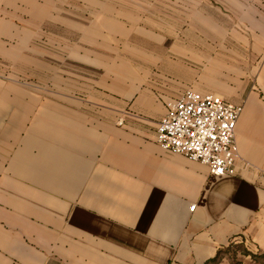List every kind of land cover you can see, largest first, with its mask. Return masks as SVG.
<instances>
[{"label": "crops", "instance_id": "0c3cea01", "mask_svg": "<svg viewBox=\"0 0 264 264\" xmlns=\"http://www.w3.org/2000/svg\"><path fill=\"white\" fill-rule=\"evenodd\" d=\"M214 1L191 86L137 84L114 120L104 105L98 121L56 106L17 122L32 107L0 91V264H230L231 250L264 264V0ZM25 2L0 0V57L33 33ZM186 89L243 106L234 175L158 146L165 102Z\"/></svg>", "mask_w": 264, "mask_h": 264}, {"label": "rangeland", "instance_id": "374dc122", "mask_svg": "<svg viewBox=\"0 0 264 264\" xmlns=\"http://www.w3.org/2000/svg\"><path fill=\"white\" fill-rule=\"evenodd\" d=\"M214 3L28 0L33 33L23 47L2 48L0 91L15 92L17 105L32 107L30 115L16 113L17 122L43 115L48 120L56 113L43 111L56 106L72 109L76 117L78 110L87 111V120L98 121L106 115L104 105L112 106L114 120V108L125 105L128 111L133 101L122 96L137 84L152 85L153 92L173 83L178 89L191 86L184 67H190L189 53L199 57L201 27L207 15L212 18ZM192 68L199 70L195 59ZM232 252L227 254L230 264H245Z\"/></svg>", "mask_w": 264, "mask_h": 264}, {"label": "built area", "instance_id": "2783aa9c", "mask_svg": "<svg viewBox=\"0 0 264 264\" xmlns=\"http://www.w3.org/2000/svg\"><path fill=\"white\" fill-rule=\"evenodd\" d=\"M242 111L241 104L216 94L186 89L165 102L156 142L165 151L205 165L213 176L234 175L235 128Z\"/></svg>", "mask_w": 264, "mask_h": 264}]
</instances>
